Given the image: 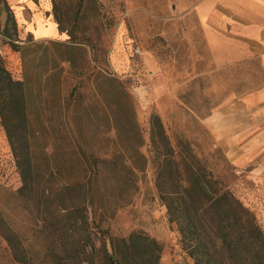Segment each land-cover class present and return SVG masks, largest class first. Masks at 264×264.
I'll use <instances>...</instances> for the list:
<instances>
[{
  "label": "rangeland",
  "instance_id": "rangeland-1",
  "mask_svg": "<svg viewBox=\"0 0 264 264\" xmlns=\"http://www.w3.org/2000/svg\"><path fill=\"white\" fill-rule=\"evenodd\" d=\"M49 1L63 35L38 36L16 26L10 13L0 27V64L24 81V116L5 121L34 168L31 189L19 190L0 112V229L9 226L24 254L14 258L0 234V264H109L100 230L115 243L145 233L162 245L159 264H191L155 185L153 114L175 149L253 211L264 232V174L234 164L206 122L233 94L258 84L263 71L254 60L212 66L199 43L200 0ZM118 164L132 170L136 187L124 183ZM89 174L97 180L96 208L88 206L84 219L63 208L79 198L78 189L58 188ZM45 186L51 193H41Z\"/></svg>",
  "mask_w": 264,
  "mask_h": 264
},
{
  "label": "trees",
  "instance_id": "trees-1",
  "mask_svg": "<svg viewBox=\"0 0 264 264\" xmlns=\"http://www.w3.org/2000/svg\"><path fill=\"white\" fill-rule=\"evenodd\" d=\"M12 46L15 48L16 44ZM61 60L69 62V57L64 56ZM23 90L24 81L12 79L0 64V112L22 179L19 188L22 191L27 187L31 189L28 185L34 171L33 162L26 148L17 150L5 119L21 120L24 116ZM150 139V150L155 158V185L167 208L169 221L176 225L182 247L192 259L191 264H264V232L253 211L217 179L175 149L157 114L151 117ZM115 166L123 173L124 183L136 187L132 170L126 164ZM82 167H88V164ZM98 167L92 166L93 171L99 173L101 169ZM136 168L141 170L142 166ZM90 175L74 182L64 181L58 188V191L67 193L72 188L78 189L79 198L70 199L63 208L77 209L84 219H87L85 211L88 206L92 210L96 208L94 190L97 180ZM49 192V186L41 190L44 195ZM100 231L107 233V230ZM0 234L12 256L21 261L20 256L24 254L14 242L9 226L1 228ZM110 242L112 252L106 254L109 264H159L162 245L145 233L131 232L116 243L110 238Z\"/></svg>",
  "mask_w": 264,
  "mask_h": 264
},
{
  "label": "crops",
  "instance_id": "crops-1",
  "mask_svg": "<svg viewBox=\"0 0 264 264\" xmlns=\"http://www.w3.org/2000/svg\"><path fill=\"white\" fill-rule=\"evenodd\" d=\"M49 4V0H0V27L7 24L5 13H10L18 27L38 36L59 37L63 32ZM194 13L199 43L215 69H231L254 60L264 76V0H200ZM226 102L206 117L208 126L226 142L234 164L264 174V77Z\"/></svg>",
  "mask_w": 264,
  "mask_h": 264
},
{
  "label": "water",
  "instance_id": "water-1",
  "mask_svg": "<svg viewBox=\"0 0 264 264\" xmlns=\"http://www.w3.org/2000/svg\"><path fill=\"white\" fill-rule=\"evenodd\" d=\"M104 240L107 245L106 249L108 250L109 254L112 252V247H111V242H110V237L109 234L106 233L104 234Z\"/></svg>",
  "mask_w": 264,
  "mask_h": 264
},
{
  "label": "built area",
  "instance_id": "built-area-1",
  "mask_svg": "<svg viewBox=\"0 0 264 264\" xmlns=\"http://www.w3.org/2000/svg\"><path fill=\"white\" fill-rule=\"evenodd\" d=\"M138 51H139L138 49L135 50V52H138Z\"/></svg>",
  "mask_w": 264,
  "mask_h": 264
}]
</instances>
